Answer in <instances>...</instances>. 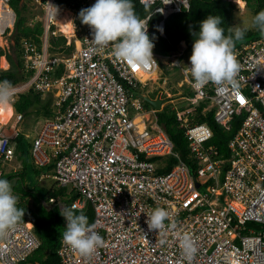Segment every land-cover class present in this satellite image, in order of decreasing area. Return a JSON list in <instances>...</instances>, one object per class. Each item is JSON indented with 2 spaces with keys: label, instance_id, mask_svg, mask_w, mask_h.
I'll list each match as a JSON object with an SVG mask.
<instances>
[{
  "label": "built area",
  "instance_id": "obj_1",
  "mask_svg": "<svg viewBox=\"0 0 264 264\" xmlns=\"http://www.w3.org/2000/svg\"><path fill=\"white\" fill-rule=\"evenodd\" d=\"M9 1L0 0V74L9 70L7 56L15 45L16 15ZM71 1L73 5L27 0L40 11L29 26L39 21L43 32L39 43L21 37L18 47L14 46L16 60L29 76L13 85L9 103L13 114L0 122L1 177L15 158L11 140L23 119L14 108L19 95L30 89L51 95L52 115L32 138L31 158L39 167L52 165L40 179H50L77 197L69 203L63 197H50L44 204L59 211L90 205L93 220L89 224L96 225L105 241L85 257L62 237L58 264H264V36L236 48L240 63L236 87L210 82L196 89L188 70L192 52L187 55L183 41L167 56L153 50L156 63L161 57L179 68L178 87L191 93L181 98L186 107H169L186 140L184 160L157 120L167 104L161 100L159 110L148 109L147 95L136 96L153 79L158 63L141 68L125 62L114 55L113 43L98 49L91 41L92 29L79 17L96 0ZM137 1L153 7L144 18L147 33L150 16L160 15L157 30L162 37L166 19L189 9L188 0ZM48 3L58 8L57 15ZM63 10L70 13V37L56 23ZM60 36L67 39V46L74 42V50L66 56L50 51L51 40ZM200 103L205 104L201 114L212 110L220 126L241 118L227 143V159L210 144L212 129L195 121ZM168 159L170 169L163 171ZM157 206L169 212L166 227L159 233L149 231L146 223V214ZM249 224L255 228H248ZM186 233L198 249L190 262L180 248ZM39 246L33 224L21 221L0 239V264H32L29 257Z\"/></svg>",
  "mask_w": 264,
  "mask_h": 264
},
{
  "label": "trees",
  "instance_id": "obj_2",
  "mask_svg": "<svg viewBox=\"0 0 264 264\" xmlns=\"http://www.w3.org/2000/svg\"><path fill=\"white\" fill-rule=\"evenodd\" d=\"M132 2L135 6L136 13L141 17V19L146 18L148 14L152 12V6L141 5L137 0H132ZM243 2H245L246 9L253 12V16L264 10V0H243ZM26 3L27 0L9 1V4L16 15L14 31L12 34V37L15 40V45L10 47V53H8L7 56L10 68L7 71L1 72L0 80L10 81L12 85L23 81L29 76V74L23 72L20 60L14 59L13 56H11V51H17L14 46L18 47V42L21 37L31 38L39 43V37L43 32L39 21L31 27L29 26L31 18L27 19L22 15L23 11L26 9ZM56 3L59 5H73L71 0H56ZM188 3V10H182L181 12L175 13L166 19L164 26L165 37L160 36L157 30L158 22L161 19L160 15L153 14L150 16L148 21V35L154 43L153 50L156 54L160 56L169 55L177 49V46L181 41L185 42L187 55L188 53H191L192 46L196 38L193 33L199 32L200 22L206 19L209 15L222 17L223 22L221 26L225 28L226 35L228 34V27H232L234 24L238 6L236 2L232 0H188ZM262 36H264V34H261L257 29L253 28L245 33L242 40L236 42L235 48L239 47L243 43ZM64 42L65 37L60 36L57 39L51 40V46L55 47L59 45V43L63 45ZM40 96L41 95L39 93L34 92L32 89L20 94L14 104L15 110L23 116L28 114L30 111H36L45 116H51V101L49 99L42 101ZM204 105V103H200L197 106L195 121L198 123H206L212 129L213 135L210 140V144L216 146L220 156L227 159V143L238 130L241 118L236 116L227 123L226 127L220 126L214 122L212 110L204 115L201 114V110ZM7 107L6 108L11 112L9 114L11 116L13 113L12 107L10 105ZM2 113H4V111ZM157 120L173 141L175 150L180 152L184 160H187L188 150L183 131L177 128L175 115L172 111H170L169 107H165L161 112H158ZM23 139L24 137L19 134L12 141L15 146V155H17L19 159L26 154ZM168 163L169 166L163 171L170 169L172 160L168 159ZM51 169V164L47 167H39L34 164L33 161L32 164L23 161L19 171L5 173L1 176L2 179H6L9 182L16 180L12 189L13 193H16L19 196L17 207L25 210V217L21 221L31 222L33 224V231L40 240V246L37 250H35V252H33L31 257H29V261L32 264H58L59 258L57 255V249L60 245V240L63 237V232L66 230L63 223L64 217L60 214L58 208H47V204L45 205L44 203H46L50 197L61 196L68 199V203L71 199H75L77 197V193L74 191L69 192V189L66 187L60 188L56 187V185L50 187L44 186L45 184L42 182L46 179H40V175L47 173ZM31 173L34 174L33 178ZM37 182L38 184L36 185ZM28 198L32 199V205L30 207L28 206ZM81 212L88 217V221L91 223L93 220V211L90 205L87 204L82 210H77L76 214H80Z\"/></svg>",
  "mask_w": 264,
  "mask_h": 264
},
{
  "label": "clouds",
  "instance_id": "obj_3",
  "mask_svg": "<svg viewBox=\"0 0 264 264\" xmlns=\"http://www.w3.org/2000/svg\"><path fill=\"white\" fill-rule=\"evenodd\" d=\"M48 5L57 15L58 8L50 3ZM79 17L83 24L92 29L91 41L98 49L113 43L114 55L125 62L141 68L157 64L153 58L154 43L147 33V20L141 19L136 13L132 0H96L91 7L82 9ZM222 22V17L209 15L200 22L199 32L193 33L196 38L189 57L191 66L188 70L196 89H202L210 82L217 86H238L240 63L235 45L244 38L249 25L228 27L226 35L225 28L221 26ZM250 26L264 34V10L252 17ZM12 97L11 82L0 81V106L8 105ZM50 106L52 107V102ZM18 135L19 130L11 142ZM12 145L14 146L13 142ZM5 173L7 172L4 171ZM18 202L19 197L13 194L12 184L6 179H0V239L6 238L25 217V210L17 207ZM76 212L75 205L60 211L66 221L63 241L82 256L88 257L102 247L105 241L95 230L96 225L89 224L88 217L82 212ZM146 215L149 231L156 230L159 233L165 229V221L169 218V212L165 208L157 206ZM180 248L189 262L198 251L196 241L187 233L180 238Z\"/></svg>",
  "mask_w": 264,
  "mask_h": 264
},
{
  "label": "rangeland",
  "instance_id": "obj_4",
  "mask_svg": "<svg viewBox=\"0 0 264 264\" xmlns=\"http://www.w3.org/2000/svg\"><path fill=\"white\" fill-rule=\"evenodd\" d=\"M239 1L240 0H236L238 9L236 11L235 21L233 26L249 25V29H248L249 31L253 29L250 26L251 19L253 17V12L246 9V7H244L245 6L244 2L243 5L240 6ZM26 4H27L26 9L23 11L22 15L27 19L29 18L36 19V16L40 15V11L33 9L32 6H30L29 2H27ZM66 42L67 39L65 38V42L63 45L59 43V45L55 47L51 46L50 51L52 53L55 52L60 53L62 56L68 55L72 50H74V42L73 40H71L70 46H67ZM11 56H13V58L16 59L15 50L14 52L11 51ZM157 63H158V67L156 69L155 76H153V79L148 82V85L139 89L136 96L145 93V95H147L151 99L153 98L156 99L157 97H159L161 100H163L165 104H167V107L175 106L177 109L186 107L187 103L184 100H181V98L183 99L188 98L190 96V91L186 87H181V88L178 87V83L182 80V76L180 74L179 68L177 66L172 65L170 62L166 63L164 59H162L161 57H157ZM166 93L170 94V97H167ZM40 98L42 101H46L47 99H49L52 102L50 94H43L40 96ZM171 101H175L174 104H170ZM7 108L4 109L3 110L4 113H2L5 122L8 121V119L10 118L9 114L11 113L10 110H8ZM146 108L150 109L151 105L147 104ZM50 118L51 116H45L42 113L36 111H30L28 114L24 116V119L18 125V130H19V134L24 137L23 143H24V147L26 148V154L20 159L16 155L13 161L9 162L8 165L4 168V170L7 173L19 171L21 169L23 161L32 164L30 157L32 138L39 132L44 121ZM31 176L33 178L34 174L31 173ZM10 183L13 186L15 180L10 181ZM42 183L45 184L44 185L45 187H50L55 185L54 182L50 179L43 180ZM37 184L38 182L36 183V185ZM200 189L204 190V187L202 186ZM13 194L17 195L16 193ZM28 200H29L28 206L30 207L32 205V199L28 198ZM247 227L255 228V226L251 224H249Z\"/></svg>",
  "mask_w": 264,
  "mask_h": 264
},
{
  "label": "bare ground",
  "instance_id": "obj_5",
  "mask_svg": "<svg viewBox=\"0 0 264 264\" xmlns=\"http://www.w3.org/2000/svg\"><path fill=\"white\" fill-rule=\"evenodd\" d=\"M240 6L243 5V0L239 1ZM70 13L66 12L65 10L62 13H59V17L56 20V23L59 25L60 32L66 34L67 36H71L73 30L70 26ZM154 76V75H153ZM6 106H0V122H3L1 118L2 112ZM13 110V108H12ZM13 114V113H12ZM16 181V180H15Z\"/></svg>",
  "mask_w": 264,
  "mask_h": 264
},
{
  "label": "water",
  "instance_id": "obj_6",
  "mask_svg": "<svg viewBox=\"0 0 264 264\" xmlns=\"http://www.w3.org/2000/svg\"><path fill=\"white\" fill-rule=\"evenodd\" d=\"M145 101L150 104L152 107H154L155 109L159 110L160 109V105H161V100L160 99H154L152 100L151 98H149L148 96H144Z\"/></svg>",
  "mask_w": 264,
  "mask_h": 264
},
{
  "label": "crops",
  "instance_id": "obj_7",
  "mask_svg": "<svg viewBox=\"0 0 264 264\" xmlns=\"http://www.w3.org/2000/svg\"><path fill=\"white\" fill-rule=\"evenodd\" d=\"M245 3V2H244ZM245 7V6H244ZM66 12H68V11H66ZM69 13V12H68ZM9 105V104H8ZM8 105H6V107L8 106ZM1 118L3 119V117H2V115H1ZM3 122H5V120L3 119Z\"/></svg>",
  "mask_w": 264,
  "mask_h": 264
}]
</instances>
